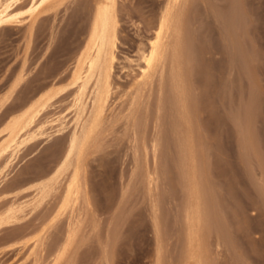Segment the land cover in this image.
<instances>
[{"label":"rangeland","instance_id":"rangeland-1","mask_svg":"<svg viewBox=\"0 0 264 264\" xmlns=\"http://www.w3.org/2000/svg\"><path fill=\"white\" fill-rule=\"evenodd\" d=\"M92 1L0 0V264H184L189 178L181 173L168 105L160 112L155 165L156 88L146 112L147 155L140 149L136 166L132 129L124 117L108 123L86 151L88 199L74 217L71 209L61 213L76 155L60 173L59 160L78 124L77 87L68 82L91 27ZM116 1L122 39L109 112L121 115V91L139 69L126 57L136 58L129 43L147 34L163 0ZM188 12L184 28L196 58L183 83L204 149L190 181L201 178L205 187L208 264H264V0H194ZM55 82L58 94L19 130L25 111ZM143 155L158 172L156 185L143 180Z\"/></svg>","mask_w":264,"mask_h":264},{"label":"bare ground","instance_id":"bare-ground-1","mask_svg":"<svg viewBox=\"0 0 264 264\" xmlns=\"http://www.w3.org/2000/svg\"><path fill=\"white\" fill-rule=\"evenodd\" d=\"M193 1L194 0H163L159 11H157L148 27L150 29H147V34L132 41V44L129 43L130 47H133L136 51V58L126 57L129 58L130 61H136V65L139 69L137 68L138 72L135 80L121 91L122 93L120 96L123 97L122 101L125 103V111H122L123 113L121 115L119 114L120 116L114 114L115 111H110L112 113L109 112V110H113L111 99L116 88H118L114 82V69L116 60L118 59L117 48L119 47V41L121 42L120 21L116 9L117 1L93 0L91 2V27L84 41L78 48L75 63L72 67L74 71L72 75L70 73L71 78L69 76L70 81L68 82V87L71 85L77 87L74 89L76 94H74V101L72 100V102H74L77 108L78 124L69 142L63 148L62 156L59 160L60 168L58 172H62L66 169L67 164L70 167L72 165H70V161L73 159L74 155H76L67 179L66 188L64 186L65 191L61 205V213H65L66 210L71 209V214H74L79 201L88 199L89 194L87 191L88 180L85 174L86 151L92 143H96L98 139L103 138L104 132L107 131L106 125L108 123L114 122L121 117H124L126 120L125 129L131 128L133 131V141H135V163L136 166H138V164H140L139 160L141 159H139L138 153L140 149L145 151V155L148 153L146 136L148 118L146 112L150 101L149 98L156 88L158 100L156 102L157 115L154 123L157 132L152 137L151 144L155 165H157L158 159L160 158V156L158 158V150L162 137V134L159 133L160 129L158 128L161 124L160 112H162L161 109L165 105H168L172 109L169 118L171 119L170 124L179 152V165L182 169L181 173L183 174V178H189L186 191L187 199L184 208L182 207L185 246L184 264H208L209 259L207 260L206 256L205 234H207L206 227L209 230V226H207L208 215L205 211L207 207H204L205 187L203 184L198 183L201 179L199 176L197 177L199 180L197 179L196 182L190 181L193 180L191 170L195 168L197 163L199 164V159L197 158L198 150H204L200 146L203 137H200L201 132H199V128L194 121L195 109L192 104L193 96L183 83L186 68L191 64L194 58H196L193 51V44L189 40L190 35L188 30L190 28L188 30L184 28L186 23L184 16L190 14L188 11L191 9ZM44 3L45 2L42 4ZM35 4H37V2ZM123 41L126 40L123 39ZM237 47L238 44L236 41V46H234V48L237 49ZM238 48H240V45ZM239 52L241 53V50ZM58 82L53 83L45 93L25 111V114L18 121L17 127L19 130L28 123H31L39 112V108L45 106L56 94H58L60 91V88H57ZM114 110H116V108ZM128 133L130 134V132ZM130 137L132 138V136ZM130 148L132 147L130 146ZM130 152L132 154V150ZM200 157L202 156L200 155ZM146 158L147 156L143 164H146L147 168ZM136 170H138V167H136ZM134 172L137 173V171ZM142 174L143 180H148L149 184L155 183L156 185L159 178L157 170L151 172V170L149 171L147 168ZM211 194L210 196L212 197ZM151 196H153V194ZM157 203L158 202H155L156 205L153 204V206H156V209H158ZM213 209L215 210L214 207ZM73 214L71 216H73ZM155 215L153 220L156 217ZM155 219V228L157 229V231L155 229V232L159 235L160 224L157 217ZM68 235L71 240L75 235L74 230H71ZM158 246L159 255L157 263L160 260V253L162 252L161 245L159 244ZM65 249L66 248L63 250ZM63 254L64 253L60 251L55 261H53L57 263L61 260Z\"/></svg>","mask_w":264,"mask_h":264}]
</instances>
